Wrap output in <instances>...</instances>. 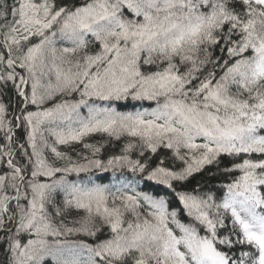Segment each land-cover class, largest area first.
I'll return each mask as SVG.
<instances>
[{
  "label": "snow or ice",
  "instance_id": "1",
  "mask_svg": "<svg viewBox=\"0 0 264 264\" xmlns=\"http://www.w3.org/2000/svg\"><path fill=\"white\" fill-rule=\"evenodd\" d=\"M0 248L264 264V0H0Z\"/></svg>",
  "mask_w": 264,
  "mask_h": 264
},
{
  "label": "trees",
  "instance_id": "2",
  "mask_svg": "<svg viewBox=\"0 0 264 264\" xmlns=\"http://www.w3.org/2000/svg\"><path fill=\"white\" fill-rule=\"evenodd\" d=\"M86 111V110H85ZM23 133H20V135H22ZM98 139V137H97ZM237 175L239 173H236ZM197 180H199V177H197ZM226 183L227 181L226 180H223V181H212L211 184H214L216 185V187L214 188V191H216V194L218 197H222L223 196V193H224V189L220 186L221 183ZM173 206H176L175 203H173ZM3 261H4V253H3V248H0V264H3Z\"/></svg>",
  "mask_w": 264,
  "mask_h": 264
}]
</instances>
